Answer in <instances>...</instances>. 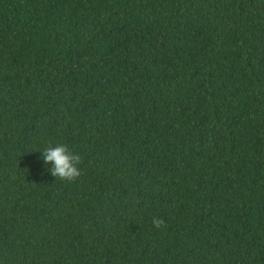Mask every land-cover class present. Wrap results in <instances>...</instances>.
Returning a JSON list of instances; mask_svg holds the SVG:
<instances>
[{
	"label": "trees",
	"instance_id": "obj_1",
	"mask_svg": "<svg viewBox=\"0 0 264 264\" xmlns=\"http://www.w3.org/2000/svg\"><path fill=\"white\" fill-rule=\"evenodd\" d=\"M0 264H264V0H0Z\"/></svg>",
	"mask_w": 264,
	"mask_h": 264
},
{
	"label": "clouds",
	"instance_id": "obj_2",
	"mask_svg": "<svg viewBox=\"0 0 264 264\" xmlns=\"http://www.w3.org/2000/svg\"><path fill=\"white\" fill-rule=\"evenodd\" d=\"M42 159L45 164L51 165L49 171L52 176L67 181H74L80 175L78 165L81 163V156L72 152L65 144L46 147L42 152ZM154 228L165 227V221L158 216L152 217Z\"/></svg>",
	"mask_w": 264,
	"mask_h": 264
}]
</instances>
